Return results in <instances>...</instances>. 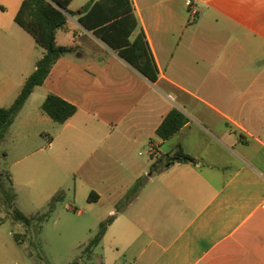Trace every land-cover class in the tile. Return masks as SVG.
Segmentation results:
<instances>
[{"label": "crops", "instance_id": "crops-1", "mask_svg": "<svg viewBox=\"0 0 264 264\" xmlns=\"http://www.w3.org/2000/svg\"><path fill=\"white\" fill-rule=\"evenodd\" d=\"M93 1L70 6L77 15L57 44L75 52L10 128L19 148L35 146L15 168L36 156L23 177L14 174L16 192L52 170L81 180L89 204L108 206L100 224L116 217L102 241L112 240L120 264H264V0H194L196 19L187 0H131L156 82L80 24ZM23 2L0 0V107L16 100L44 54L15 21ZM50 94L78 109L63 125L41 110ZM175 108L188 123L165 141L157 130ZM150 145L160 153L152 165L139 151ZM179 147L196 163L167 165Z\"/></svg>", "mask_w": 264, "mask_h": 264}, {"label": "trees", "instance_id": "trees-1", "mask_svg": "<svg viewBox=\"0 0 264 264\" xmlns=\"http://www.w3.org/2000/svg\"><path fill=\"white\" fill-rule=\"evenodd\" d=\"M73 2L74 0H24L15 21L35 40L38 47L43 49L44 54L37 62L36 70L26 79L16 100L8 107H0V143L5 139L9 129L34 90L43 86L55 64L60 59L75 52L72 47L57 44L58 31L67 26L69 16L77 15V13L70 10ZM79 22L86 30L92 32L142 75L152 82L157 81L158 67L146 36L139 26L131 0L93 1L82 10ZM41 110L59 125L68 122L78 111L76 106L53 94L48 95ZM187 123L188 118L175 108L165 117L157 130V136L165 141L169 140L179 133ZM1 158H6V154H0ZM166 162L167 165L174 162L195 164L196 160L185 154L182 148L179 147ZM154 167L158 166L155 164ZM1 178L7 179L10 184L9 191L2 190L5 197L3 205L13 209L17 197L13 179L9 172L2 173L0 171V182ZM142 186L143 181L137 182L128 192L126 198H131ZM60 198L56 197L54 201ZM93 198L94 196L91 194L89 202H93ZM12 217L25 227H30L31 222L36 219H29L19 212H13ZM115 219V216H111L100 224L99 232L88 244L85 253L92 254L94 249L101 244L108 228L115 222ZM21 238V235L15 236V240L20 246L22 245Z\"/></svg>", "mask_w": 264, "mask_h": 264}, {"label": "rangeland", "instance_id": "rangeland-1", "mask_svg": "<svg viewBox=\"0 0 264 264\" xmlns=\"http://www.w3.org/2000/svg\"><path fill=\"white\" fill-rule=\"evenodd\" d=\"M86 1L88 0H77L76 5ZM13 130L9 129L0 143V154H8L6 158L0 159V171L9 172L12 179L16 174L18 179L20 173L22 177L23 173L26 174L22 168L36 156L26 158L18 169L14 166L15 160L30 154L35 146L28 149L19 148L13 140ZM31 132L32 128L29 129L30 134ZM139 151L144 154L146 152L145 149ZM143 159L151 165L156 161L146 154ZM52 173L50 180L36 179V184L31 189L23 185L24 187L16 192L13 209L3 205L5 197L2 190L9 191L10 184L7 179L1 178L0 264H120L122 255L109 238L102 241L92 254L85 253L88 244L99 232L101 218H107L108 206L89 204L85 185L75 176L65 178L57 170H52ZM14 188L16 190L15 185ZM56 197L61 198L54 201ZM13 212L36 219L31 222L30 227H25L13 219ZM16 235L22 236L21 246L15 240Z\"/></svg>", "mask_w": 264, "mask_h": 264}, {"label": "built area", "instance_id": "built-area-1", "mask_svg": "<svg viewBox=\"0 0 264 264\" xmlns=\"http://www.w3.org/2000/svg\"><path fill=\"white\" fill-rule=\"evenodd\" d=\"M187 7L189 8V12H190L192 19H196L199 15V10L197 8L195 1L194 0H187ZM145 154L148 157L156 159L160 155L158 146L150 145L148 150L145 152ZM140 155H144V153H140ZM263 208H264V204H263Z\"/></svg>", "mask_w": 264, "mask_h": 264}]
</instances>
